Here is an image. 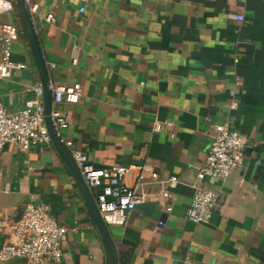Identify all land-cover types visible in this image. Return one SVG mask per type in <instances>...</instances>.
Here are the masks:
<instances>
[{"label":"crops","instance_id":"obj_1","mask_svg":"<svg viewBox=\"0 0 264 264\" xmlns=\"http://www.w3.org/2000/svg\"><path fill=\"white\" fill-rule=\"evenodd\" d=\"M30 4L38 6L32 19L50 90L79 85L82 92L78 104L60 106L63 138L98 169L133 167L129 186L144 166L179 179L171 213L149 202L123 228H109L118 264H264V0H90L84 14L69 1ZM1 20L21 27L12 60L26 68L0 82V101L16 113L40 80L17 11ZM225 123L247 138L246 158L229 178L199 183L214 128ZM196 186L220 195L208 225L187 218ZM144 189L158 193L160 185ZM27 204L46 205L67 228L59 264H108L52 144L27 153L7 146L1 154L0 246Z\"/></svg>","mask_w":264,"mask_h":264},{"label":"built area","instance_id":"obj_2","mask_svg":"<svg viewBox=\"0 0 264 264\" xmlns=\"http://www.w3.org/2000/svg\"><path fill=\"white\" fill-rule=\"evenodd\" d=\"M69 1L79 7L80 13L86 12L90 0ZM31 16L38 10L36 4L27 0ZM16 12L14 0H0V16ZM242 16H238L241 21ZM47 21L54 23L52 15ZM21 27L13 22L0 21V82L9 79L13 72L26 66L12 60V46L18 41ZM77 64V60L73 61ZM53 68V65L51 66ZM34 97L26 102L24 109L9 113L0 101V156L7 146H14L19 153H27L33 148L43 150L51 144L44 121L43 91L40 85L27 87ZM51 122L63 145L69 151L81 177L95 199L101 218L109 228H123L128 215L143 204L156 202L165 214L173 211L172 191L179 185L177 177L162 178L148 166L138 168V174L132 186L125 182L126 175L133 167H112L98 169L74 144L63 138L62 132L68 126L67 116L61 105L78 104L82 98L79 85L51 87ZM162 127L155 126L157 132ZM208 154L196 174L197 182L206 179L225 180L240 168L247 155V138L234 130L229 124L217 125ZM149 173V176L145 173ZM160 185L158 193H148L144 188L151 184ZM218 192L202 186L195 187L192 203L187 210V218L195 224H210L218 204ZM159 229L164 224L159 222ZM11 235L0 246V262L26 260L29 264L54 262L59 264L63 258L62 245L67 228L60 225L44 204H27L18 218L11 224ZM185 264H192L185 261Z\"/></svg>","mask_w":264,"mask_h":264},{"label":"water","instance_id":"obj_3","mask_svg":"<svg viewBox=\"0 0 264 264\" xmlns=\"http://www.w3.org/2000/svg\"><path fill=\"white\" fill-rule=\"evenodd\" d=\"M14 4L19 15L28 45L30 47L34 65L39 76L40 86L43 91L44 121L51 144L55 147L62 159L65 161L75 179L76 185L78 186L84 202L91 214L96 230L99 233V236L106 248L108 254V264H118L117 250L113 242L109 227H107V225L102 220L100 212L90 190L81 177L79 170L77 169L76 164L72 159L69 151L57 136L51 122L50 115L52 109V95L49 88V74L36 37L33 19L29 11V4L27 0H14Z\"/></svg>","mask_w":264,"mask_h":264}]
</instances>
